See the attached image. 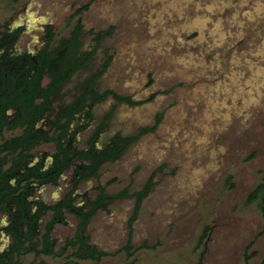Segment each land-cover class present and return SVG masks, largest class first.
Wrapping results in <instances>:
<instances>
[{
	"label": "rangeland",
	"instance_id": "374dc122",
	"mask_svg": "<svg viewBox=\"0 0 264 264\" xmlns=\"http://www.w3.org/2000/svg\"><path fill=\"white\" fill-rule=\"evenodd\" d=\"M22 1L63 29L79 17L86 29H112L94 62L112 55L101 87L143 102H101V114L113 111L101 145L161 119L101 167L110 193L149 186L137 212L132 194L92 217L86 232L104 256L76 260L69 248L25 253L19 264H199L203 251L201 264H264V218L246 202L264 177V0ZM67 218L72 226L54 229L56 249L76 233L75 216Z\"/></svg>",
	"mask_w": 264,
	"mask_h": 264
},
{
	"label": "flooded vegetation",
	"instance_id": "af4514ba",
	"mask_svg": "<svg viewBox=\"0 0 264 264\" xmlns=\"http://www.w3.org/2000/svg\"><path fill=\"white\" fill-rule=\"evenodd\" d=\"M0 1V264H19L29 252L13 248L28 229L35 227L38 239L51 227L50 239L57 242L56 226L73 225L68 214L75 216L77 229L80 214L92 210L102 190L114 194L99 180L107 161L92 171L101 154L113 145L123 147V138L133 135L118 131L101 145L113 112L101 114V102L108 97L130 106L143 101L101 95L111 89L143 99L101 87L112 58L107 51L95 66L107 35L99 41L96 36L104 30L86 29L81 17L70 23L78 13L69 14L70 24L63 29L60 21L31 12L25 1ZM83 183L90 187L82 188ZM52 188L57 193L51 194Z\"/></svg>",
	"mask_w": 264,
	"mask_h": 264
},
{
	"label": "trees",
	"instance_id": "16d2710c",
	"mask_svg": "<svg viewBox=\"0 0 264 264\" xmlns=\"http://www.w3.org/2000/svg\"><path fill=\"white\" fill-rule=\"evenodd\" d=\"M89 6V4L84 5L83 7H80L76 13H79L80 11H82L83 9L87 8ZM80 28V23H78L76 30ZM111 28L106 29L104 31H101V33H99L96 36V40L99 41L100 39H102L103 37H105L106 35L111 33ZM76 33H74V38ZM106 69V67H104L101 71H104ZM113 94L117 99L120 100H126L130 103H140L143 100H134L131 96H123L120 95L116 92H114L111 89H108L104 94L101 95V98H103L104 96H106L107 94ZM152 98V97H150ZM161 116L158 117L157 122L152 125V126H145L142 128L141 133L137 134V135H133L130 137H126L123 138L125 141V144L123 145V147L118 148L116 146H111V148L109 149V151L105 154H101V159L99 160V162H97V164L95 165V168L92 172H96V170L100 167V165H103V163H105L108 160H114L119 158L122 153L134 142L138 139V137L146 132H150L155 130L158 122L160 121ZM119 137V136H118ZM116 137L114 138V142H116L119 138ZM67 164V163H65ZM229 186H233L234 183L231 182V178H229ZM149 186L147 185L143 190L136 192V193H132L133 195H135L137 197V203H136V212L140 206V203L143 199V197L146 195L147 191H148ZM131 193H129L127 190H123L120 191L118 193H114V194H109L107 192H104L103 190L101 191V194L95 199L94 201V206L92 208V210L87 213V214H80L81 216L83 215V219L81 222L80 227H78L76 229V233L73 237L68 238V240L59 248L56 249V242L52 241L50 239V231H51V227H47L45 229L44 232L41 233L40 237L38 238L39 232L38 230L34 227L28 229V231L25 233V238L24 241L21 242H17V244L14 246L13 249H23L26 252H34L37 255H64L69 248H72L71 251V255L72 257L76 258V259H92V260H96L99 261L105 254L104 250H100L98 249L93 243L90 242V236L88 233H86V223L87 221L95 214V212L99 209V208H106L107 205L112 202L114 199L116 198H120V197H124V196H129L132 195ZM247 203H253L256 202L258 207L260 208V211L262 213V216L264 218V177L263 179L254 186V188L249 192L247 199H246ZM136 212L135 214L132 216L131 220H130V229H132L133 226V221L136 218ZM211 229V226L208 225L204 228L201 236H200V242H203L204 239L207 237V235L209 234V231ZM15 240H19L20 238L17 237V235H15ZM131 237L129 238V241L127 243L126 248L128 250H130L131 248ZM130 253V251H129ZM204 251L202 252L201 255V260L199 262V264H201L202 261V257H203ZM255 251L252 252V254L247 255V262L249 260V258L251 257V255H254ZM40 264H44L43 262H41Z\"/></svg>",
	"mask_w": 264,
	"mask_h": 264
}]
</instances>
